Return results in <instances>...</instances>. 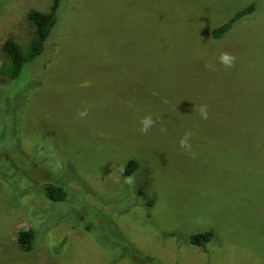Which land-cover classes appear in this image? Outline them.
Segmentation results:
<instances>
[{"label":"rangeland","instance_id":"obj_1","mask_svg":"<svg viewBox=\"0 0 264 264\" xmlns=\"http://www.w3.org/2000/svg\"><path fill=\"white\" fill-rule=\"evenodd\" d=\"M51 4L0 0V66L2 42L25 49L27 12ZM57 16L32 88L11 113L0 100V264H132V249L164 264H264V0H62ZM7 85L0 73V99ZM131 158L141 165L124 175ZM45 182L66 199H48ZM30 228L25 251L17 233ZM207 229L205 246L189 243Z\"/></svg>","mask_w":264,"mask_h":264},{"label":"trees","instance_id":"obj_2","mask_svg":"<svg viewBox=\"0 0 264 264\" xmlns=\"http://www.w3.org/2000/svg\"><path fill=\"white\" fill-rule=\"evenodd\" d=\"M51 1L52 4L49 12H42L36 9H31L27 12V19L33 26L34 30L33 36L25 49H23L20 44L11 37L6 38L2 42L1 50L4 55V60L0 66V73L8 79V85L2 87L3 95L0 99L2 101V99L5 98L4 109L12 108V100H15V97L17 99L18 94L21 93V88L26 87L27 91L32 88L31 78L38 67L33 66V63L45 50L46 42L57 23V13L62 0ZM254 11L255 4L252 3L235 12L227 21L211 29V37L214 40L223 39L224 35L229 32L238 21H241ZM18 104L16 103V105ZM12 106L14 107V105ZM11 112L12 110H10V113ZM19 114L20 112L18 115ZM3 139L4 134L1 133L0 141ZM4 145L5 143L0 144V160L4 158L7 159L8 156L7 149H5L6 147ZM140 163V160L136 158L129 159L123 168L124 175H132L139 168L141 165ZM6 170L13 171L16 174L17 166L10 163L8 167H6ZM42 190L45 196L52 201L65 200L67 196L66 190L62 186L51 182L43 183ZM213 236L214 232L207 229L205 231L191 234L188 240L190 244L205 246L210 240H212ZM16 242L25 251H31L34 248L33 230L31 228L19 230ZM131 251L134 255L132 264H164L156 262L150 254L141 253L136 249H132Z\"/></svg>","mask_w":264,"mask_h":264},{"label":"clouds","instance_id":"obj_3","mask_svg":"<svg viewBox=\"0 0 264 264\" xmlns=\"http://www.w3.org/2000/svg\"><path fill=\"white\" fill-rule=\"evenodd\" d=\"M220 62L225 66V67H234L235 66V60L236 57L230 53H222L219 57ZM86 113L81 112L80 115L83 116ZM199 114L201 116L202 119H207L208 118V113H207V106L206 105H201L199 107ZM154 120L152 119V117L149 116H145L144 118L141 119V128L140 131L141 133H147V131L149 130L150 127H152L154 125ZM163 131V129H162ZM192 135L191 132H186L184 134V137L181 138L180 140V146L182 148L188 149L189 151L191 150V145L188 143V139L189 137ZM128 183H131V178L128 179L127 181Z\"/></svg>","mask_w":264,"mask_h":264}]
</instances>
